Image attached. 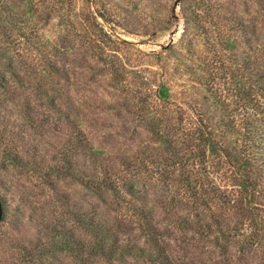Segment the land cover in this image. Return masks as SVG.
I'll return each mask as SVG.
<instances>
[{
	"label": "rangeland",
	"instance_id": "1",
	"mask_svg": "<svg viewBox=\"0 0 264 264\" xmlns=\"http://www.w3.org/2000/svg\"><path fill=\"white\" fill-rule=\"evenodd\" d=\"M0 264H264V0H0Z\"/></svg>",
	"mask_w": 264,
	"mask_h": 264
}]
</instances>
